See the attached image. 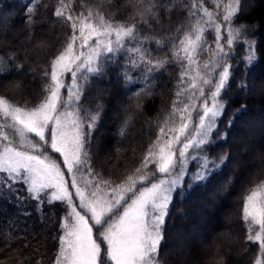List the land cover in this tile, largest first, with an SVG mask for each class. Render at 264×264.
<instances>
[{
  "label": "snow or ice",
  "instance_id": "6c2138e0",
  "mask_svg": "<svg viewBox=\"0 0 264 264\" xmlns=\"http://www.w3.org/2000/svg\"><path fill=\"white\" fill-rule=\"evenodd\" d=\"M209 2L214 7H208L206 0H127L124 7L131 12L122 22L113 19L119 9L104 10L113 0H97L95 6L85 0L78 5L76 0H55L53 16L72 34L40 71L46 81L43 98L32 107L28 101L13 103L0 95V198L14 202L24 217L31 215L28 208L34 203L42 224L46 204L64 205L53 264H161L160 247L174 193L202 185L227 167L230 154L212 156L211 149L227 141L236 118L247 110L242 104L227 120V131L219 132L230 102L223 97L234 82L229 61L238 42L247 46L246 75L259 57L257 41L248 37L249 32L254 35L255 26L234 25L241 14V0ZM38 7L47 9L49 4L29 0L24 6L30 29L37 22ZM177 8L184 11V21L174 30L167 28L166 40L146 34L153 24L164 29L162 14ZM209 34L214 36V46ZM148 41L157 49H170V56L153 59V50L145 46ZM37 47L44 49L46 44L38 42ZM24 51L27 60L28 50ZM205 54L209 59L200 63L199 57ZM16 55H0V76L12 70L10 62ZM170 64L180 68L174 98L158 121L156 139L141 164L119 183L100 178L91 166L88 147L102 120L103 105L84 108L85 87L112 71L125 88L141 84L136 96L150 95L157 74ZM14 67L22 71L24 65ZM38 67L30 71L35 75ZM236 87L239 91L249 88L247 80ZM128 123L124 121L120 135ZM232 182V177L223 179L217 193L227 191ZM241 219L247 228L246 242L259 245L254 264H264V180L247 189ZM217 264H223V257Z\"/></svg>",
  "mask_w": 264,
  "mask_h": 264
},
{
  "label": "trees",
  "instance_id": "16d2710c",
  "mask_svg": "<svg viewBox=\"0 0 264 264\" xmlns=\"http://www.w3.org/2000/svg\"><path fill=\"white\" fill-rule=\"evenodd\" d=\"M85 2L95 6L97 0ZM28 3L29 0H0V55L17 53L15 60L10 62L12 70L7 75L0 76V95L8 97L13 103L24 104L28 101L29 106L34 107L44 96L43 86L46 81L41 79L40 71L63 48L72 31L53 16L55 0H42L49 7H38L34 17L37 22L30 29L24 20V6ZM126 3L127 0H113L111 5L104 6V10L107 13L119 9L113 19L123 22L128 20L131 12L130 7H124ZM78 4L79 0H76V5ZM206 4L210 8L214 7L209 0H206ZM241 9L234 25L255 26L254 35L249 32L248 37L257 41L259 60L246 75L243 57L247 46L239 42L234 46L229 61L233 65L234 82L231 84V91L223 97L230 102L226 116L219 123V132L227 131V120L242 104L246 105L247 110L236 118L235 124L228 131L227 141H219L211 149L212 156L225 152L230 154L227 167L202 185H194L179 194L174 193L160 247L161 264H217L220 257H223V264H254L258 254L259 245L245 240L247 228L241 216L243 196L247 189L253 183L264 180V147L258 146L264 131L263 128H258L251 132L247 128L250 120H253L252 123L262 124L261 126L264 124V0H241ZM76 11L80 12V7L77 6ZM184 16L185 13L180 8L167 16L162 14L161 23L166 27L162 29L153 24L151 30H146V34L166 40L170 35L167 28L174 30L184 21ZM4 18L11 23L8 30L2 25ZM18 28L21 30L20 34L16 38L12 37L10 30ZM30 32L32 38L29 41ZM208 40L214 46L212 34L208 35ZM38 42H44L46 47H37ZM145 46L153 50V59L170 56V49H157L152 41L146 42ZM25 49L28 50L27 60ZM207 59V54L199 57L200 63ZM16 63L24 65L22 71L15 70ZM34 66H39L35 75L29 71ZM179 71L178 65L170 64L166 71L157 74L151 94L139 97L134 93L141 84L125 88L112 71L103 79L93 78L85 87L83 107L95 110L97 103L103 105L102 120L93 132L88 147L91 166L99 173L100 178L114 184L119 183L141 164L149 144L156 139L158 121L170 108ZM66 78L69 79L70 76ZM243 80L248 82L247 91H239L236 87ZM16 83L21 85L19 89L13 87ZM258 84H261V89H254ZM119 98L122 101L120 108L113 105ZM137 104L140 105L139 108ZM125 120L129 123L125 134L120 135L119 130ZM103 148L108 153L102 154L100 149ZM244 148L248 150V156L252 154L257 160L240 170L239 174L233 167L245 158L242 154ZM148 170L153 171V166L149 165ZM190 170L195 171V168L191 167ZM228 177H232L233 182L224 193L232 197L231 202L225 200V196L220 195V198L217 195L223 179ZM216 201L222 203L214 214L198 206L200 203L211 206ZM226 207H230V212L223 216L221 211ZM28 211L31 212L29 217L19 215L14 202L0 198V264H37L38 260L40 264H53L65 207L59 202L52 206L46 204L43 209L46 221L43 224L35 211L34 203ZM214 219L223 227L214 229L215 233L213 231L204 238L205 232L212 230L210 220ZM193 241H197L196 245Z\"/></svg>",
  "mask_w": 264,
  "mask_h": 264
},
{
  "label": "rangeland",
  "instance_id": "374dc122",
  "mask_svg": "<svg viewBox=\"0 0 264 264\" xmlns=\"http://www.w3.org/2000/svg\"><path fill=\"white\" fill-rule=\"evenodd\" d=\"M3 24V27L4 28H7V30H8V28H9V26L8 25H11V23H9L8 21L6 22V19L4 18V20H3V22H2ZM11 29V28H10ZM20 32H21V30H20V28H18V29H16V30H10V35L12 36V37H18V35L20 34ZM225 37H226V34H225ZM30 71V70H29ZM264 71V70H263ZM31 72V71H30ZM32 73V72H31ZM65 81H66V83H70V78L69 79H67V78H65ZM257 87V89H261V84H258L257 86H255L254 87V89ZM261 91V90H260ZM62 92H64V94L66 95V91L65 90H62ZM121 98H119V100L117 99L116 100V102H114V106L116 107H118V108H120L121 107ZM253 121V120H252ZM252 121L250 120V122H248V130L249 131H251V132H253V129H258L259 128V130H262V128H263V131H264V124H263V126H261V125H259L258 123L257 124H255V123H252ZM263 135V138L262 139H260L259 141H258V146L259 147H261V148H263L264 147V133L262 134ZM121 141V140H120ZM243 141V140H242ZM119 142V141H118ZM101 151V153L102 154H106V153H108L107 152V149H100ZM242 154H244V156H245V158L244 159H241V160H239V163H238V165H236L235 167H233L235 170H236V173H239L240 174V170H244L243 168H246V167H248V166H250V165H252V164H254L255 163V161L257 160V157L254 159V157L252 156V154H251V156H248L249 154H248V150L247 149H245L244 148V150H243V152H242ZM55 158H58V159H61L60 157H59V155L58 154H56V156H55ZM66 179H68V180H70L71 179V177H70V175L69 174H67L66 173ZM225 191H220L217 195H221V196H225V200H228V202H231L232 201V197L229 195H225V193H224ZM110 194V193H109ZM221 196H220V198H221ZM223 199V200H224ZM221 203L222 202H218V201H216L215 202V204L214 205H211V206H208V205H206L205 203H200L198 206L199 207H201L203 210H209V212H212L213 214L214 213H216V210L219 208V206L221 205ZM228 212H230V207H226V208H224L222 211H221V214L224 216V214H226V213H228ZM222 216V217H223ZM210 223H211V225L213 226V228H212V230H208L207 232H205V234H204V238L206 237L207 238V236H209V235H211L212 234V232L213 233H215V230L214 229H219V228H221V227H223L222 225H219V223H218V220H216V219H214V220H210ZM196 242L197 241H193V243L196 245ZM192 243V244H193Z\"/></svg>",
  "mask_w": 264,
  "mask_h": 264
}]
</instances>
